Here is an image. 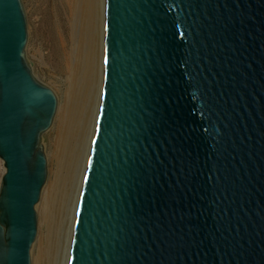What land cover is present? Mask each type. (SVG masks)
Here are the masks:
<instances>
[{"label": "water", "instance_id": "water-1", "mask_svg": "<svg viewBox=\"0 0 264 264\" xmlns=\"http://www.w3.org/2000/svg\"><path fill=\"white\" fill-rule=\"evenodd\" d=\"M26 42L0 0V264H31L57 108ZM102 73L68 264H264V0H105Z\"/></svg>", "mask_w": 264, "mask_h": 264}, {"label": "bare ground", "instance_id": "bare-ground-1", "mask_svg": "<svg viewBox=\"0 0 264 264\" xmlns=\"http://www.w3.org/2000/svg\"><path fill=\"white\" fill-rule=\"evenodd\" d=\"M59 1L62 5L63 13H60V10H58L54 2L52 3L54 18V28L52 29L54 33L53 50L58 60L56 71H59L63 76L62 78H57L58 76L56 77L52 73L49 77L51 82L59 88L62 101L59 108H56L53 117L54 124L50 132V150L53 163L52 170L50 171L51 176L49 181L45 183L46 185L42 188L40 199L36 204L40 217L39 221L41 226H44L45 231H42L36 239L34 245V248L36 246L34 264H41L45 254L51 228L49 220L50 205L58 190V186L60 187L58 183L61 181L60 178L63 177L62 174L66 175L64 180V202L69 197L70 193L71 195L73 193V188L75 186L73 182L77 175L80 177L77 185L78 188L76 189L77 192L76 194L74 193L73 197L74 209L71 208L70 211L71 226L68 232L69 238H67L69 240L67 242L68 244L71 243L76 209L85 174V172L84 174L81 172L84 163L85 165L87 164V162L84 161V157L82 159V155L84 152H86V157L89 154V143L91 138H93L95 130L91 129L95 128V120L97 121L96 116H94V121L92 122L91 120L93 119H90V115L95 107L94 100L97 94L98 81H101L103 75L101 71H103L104 33L99 34L100 28L99 22L97 21V4L99 3V12H101L100 26L104 32L105 0ZM98 57L100 60H98ZM100 65L101 68L99 69ZM95 113H92V115ZM92 123L95 124L92 125ZM81 160H83L82 163ZM79 167H81V169L78 171ZM67 250L65 251V255L68 254L66 260L69 262L70 251L67 252ZM65 264L68 263L65 262Z\"/></svg>", "mask_w": 264, "mask_h": 264}, {"label": "rangeland", "instance_id": "rangeland-1", "mask_svg": "<svg viewBox=\"0 0 264 264\" xmlns=\"http://www.w3.org/2000/svg\"><path fill=\"white\" fill-rule=\"evenodd\" d=\"M25 17H26V24H27V42L25 46V58L26 61L29 63L32 74L34 77L43 85L49 87L55 94L57 98V109L60 106V103L62 101V95L59 91V88L51 82L49 75L54 74V76H58L57 78H62L63 74H61L59 71H56L57 69V55L54 52V33H53V12H52V6L53 2L57 5L58 10H60V13H63L62 5L60 4L59 0H20ZM99 1V0H97ZM98 9H97V21L99 22V34L104 33L101 28V12H99V3ZM101 7V5H100ZM101 9V8H100ZM99 15V16H98ZM62 17V14H61ZM64 20V19H63ZM65 21V20H64ZM98 36L100 37V35ZM102 36V35H101ZM98 60L100 58L98 57ZM100 62V61H99ZM98 62V63H99ZM103 62V58H102ZM101 63V62H100ZM101 68V65L99 66V69ZM103 72V71H101ZM99 73V71H98ZM100 75V73H99ZM99 83H100V89H99ZM101 93H102V78L101 81H98V89L96 98L94 100L95 107L94 111L92 113H96L90 115V119L92 122L94 121V116L97 118L99 106H100V100H101ZM99 102V104H98ZM98 105V106H96ZM92 117V118H91ZM55 119V118H54ZM96 123V120H95ZM94 123V124H95ZM54 121L52 123V126L49 127L48 130H46L41 135V144L43 146V150L46 156L47 160V178L46 183L50 179L51 170L53 167L52 158H51V150H50V132L52 130ZM92 123V125H94ZM91 125V127H92ZM90 126V125H89ZM89 128V127H88ZM95 128L91 129L94 130ZM90 147L92 144V138L90 140ZM85 150V149H84ZM90 152V148L88 149ZM87 150V151H88ZM89 155V154H88ZM88 155L86 157V152L82 155V159L84 157V161L87 162ZM87 158V159H86ZM83 160H81L82 163ZM87 165V164H86ZM86 165L84 163V167L82 169V174H84L86 170ZM81 166V164H80ZM81 169V167L78 168ZM4 171L2 161L0 160V179L2 176V173ZM62 178H60L61 181L58 183L60 187L58 186V190L51 202L50 205V232L48 237V243L45 248V254L42 260L41 264H65V262L68 263V254L65 255V251H70V244H68V238H69V230H70V217H71V208L74 206V193L76 194L77 188H78V182L80 177L77 175L74 183L73 193L69 195V197L64 202V180L66 178V175L62 174ZM65 176V177H64ZM63 180V181H62ZM62 182V183H61ZM46 185V184H45ZM63 187V188H62ZM64 194V195H63ZM77 199V197H76ZM69 207V208H68ZM36 214H37V236L36 239L39 237V235L42 233V231H45L44 226L42 227L39 221V212L37 209V205L35 207ZM69 210V211H67ZM68 237V238H67ZM36 243H33V246L30 250V259L31 264H34V253L36 251V246L34 248V245ZM66 246V247H65ZM68 246V247H67ZM65 259V261H64ZM44 262V263H43Z\"/></svg>", "mask_w": 264, "mask_h": 264}, {"label": "snow or ice", "instance_id": "snow-or-ice-1", "mask_svg": "<svg viewBox=\"0 0 264 264\" xmlns=\"http://www.w3.org/2000/svg\"><path fill=\"white\" fill-rule=\"evenodd\" d=\"M95 142V141H94ZM85 179H87V177H85Z\"/></svg>", "mask_w": 264, "mask_h": 264}]
</instances>
